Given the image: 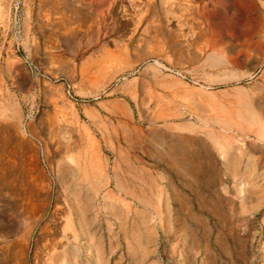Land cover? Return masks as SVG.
Masks as SVG:
<instances>
[{"label":"rangeland","instance_id":"374dc122","mask_svg":"<svg viewBox=\"0 0 264 264\" xmlns=\"http://www.w3.org/2000/svg\"><path fill=\"white\" fill-rule=\"evenodd\" d=\"M0 92V264H264V0H0ZM163 124L195 182L124 138Z\"/></svg>","mask_w":264,"mask_h":264},{"label":"bare ground","instance_id":"6f19581e","mask_svg":"<svg viewBox=\"0 0 264 264\" xmlns=\"http://www.w3.org/2000/svg\"><path fill=\"white\" fill-rule=\"evenodd\" d=\"M249 29L253 30V27L251 26ZM112 65H113V61L111 58H104L103 60L97 62L93 66V70H91V73L94 72L93 76L94 75L99 76V75L103 74L107 69H109ZM132 69H134V68H132ZM93 76H91V77H93ZM206 97L208 98L207 95H206ZM208 99H210V98H208ZM4 103H6V101ZM4 103H2L3 105L0 104V119H2V120L7 119L6 115L8 116L7 112L9 111L7 109V107L9 108V105L5 106ZM241 104H243V103H241ZM12 106H14V105L12 104ZM244 106L245 105H242L243 108H244ZM243 112H244L243 110L238 112V118L241 120H244V118L241 116V114ZM13 115H14V113H13ZM8 118H10V117L8 116ZM7 124H9V123H7ZM176 129H178V127H176V125L173 127L172 124H163L162 127H160V128L150 126V127L146 128V130H142V129L135 126V127L127 128L126 131H124L123 133L125 134L124 138L132 139L133 141L135 139L134 145L137 147H139L141 145L142 138L146 139V142L144 143V148L142 147L141 150L146 155V157L152 161L153 166L162 163L175 177H177V178H190V180L192 182H195L196 181L195 172L196 173L198 172L197 168H199L200 166L197 167L196 165L192 164V157L197 155V151L193 150V147H195V146H191L192 141H191V143L189 141H184L181 139V137H179V138L176 137V138H173L172 140L167 139V137L169 136L168 133H171L172 131H174ZM212 135H213V133H210V134L208 133V136L210 138H213ZM133 137H134V139H133ZM211 140H213V142H214V139H211ZM201 144L203 145L202 147L206 150V153L208 154V156L211 157L209 147H207V145L205 143L204 144L201 143ZM9 161H10V159H9ZM69 161H71V163L74 164L72 167H70V171L73 174V175L71 174V176L78 177L81 175L80 178H82V180H84V182L90 186V180L92 177L91 174L93 173L92 169H91L92 164H89V166H88L86 161H83L80 158H77L75 160V158H73V157L69 158ZM125 165H126L125 166L126 169L130 170V173H131V171H132V173H133V171H134V173L137 172V171H135L134 167L131 165L129 160H127V159L125 160ZM93 166H94V164H93ZM94 168H96V167L94 166ZM227 168H229V165L227 166ZM94 173H95V171H94ZM96 173H97V171H96ZM129 176H130V174H129ZM131 177L134 179V182L138 181L140 184L143 181H146V184L148 183V187L152 191L154 180H150L151 177L145 176L144 178H146V179H144V180L142 179L143 177L140 178L139 176L134 175V174L131 175ZM114 180H115V177H114ZM116 180H118V179H116ZM115 182H116V183H114L115 188L119 191H120V189H122V192L125 196V200H121L120 198H115L113 201L120 204V205H123L125 207L127 214L130 212H133V216H134V214H142V211H140V209H138V208L137 209L135 208V210L132 211L131 205H130L131 203H129V201L126 199V197L130 198V199L131 198L134 199L135 204L139 205V207L148 208L149 206H152V199L149 198V196L144 191L141 190V187L139 188V190H137L136 189L137 187L133 189L131 186H129L132 188V189H129L127 186L125 187L124 185L120 184V182L119 183L117 181H115ZM135 185H137V184H135ZM135 185H133V186H135ZM205 185L207 187H209L210 182H206ZM96 188H97V186H96ZM92 193L94 195H96V193H97V191L93 187H92ZM105 193H107V192H105ZM107 198L110 200L113 199V197H110V195H108ZM116 211L117 210L114 211L115 214H120V211L119 212H116Z\"/></svg>","mask_w":264,"mask_h":264}]
</instances>
